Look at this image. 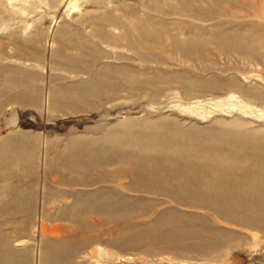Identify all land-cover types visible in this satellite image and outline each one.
Returning <instances> with one entry per match:
<instances>
[{
	"label": "rangeland",
	"instance_id": "obj_1",
	"mask_svg": "<svg viewBox=\"0 0 264 264\" xmlns=\"http://www.w3.org/2000/svg\"><path fill=\"white\" fill-rule=\"evenodd\" d=\"M52 62H90L79 79L100 75L108 108L48 123L12 105L45 96ZM17 127L100 139L99 177L6 155ZM44 166L53 178L31 177ZM45 182L53 206L71 196L62 226L8 209ZM2 223L0 264H264V0H0ZM85 223L109 233L88 246Z\"/></svg>",
	"mask_w": 264,
	"mask_h": 264
},
{
	"label": "crops",
	"instance_id": "obj_2",
	"mask_svg": "<svg viewBox=\"0 0 264 264\" xmlns=\"http://www.w3.org/2000/svg\"><path fill=\"white\" fill-rule=\"evenodd\" d=\"M90 62H52V71L53 74L51 77L50 86L48 85V90L44 97L41 94L36 99L30 98L27 95H20L17 96L13 101L12 105L20 106V107H29L33 106L36 108H41L43 105V110L41 113H38V116L44 118L48 123H55L59 120L70 119V118H77V117H84L89 116L94 113H97L102 110V108H108L110 96L108 92L104 91H96L95 85L97 84L100 88L99 84H101V77L98 76H91L89 80H82L79 79V74L77 72V67L87 65ZM92 65V64H90ZM89 65V66H90ZM58 66L66 67L67 69L60 71L57 69ZM93 66V65H92ZM59 71V72H57ZM59 73V74H57ZM50 80V79H49ZM107 80V81H106ZM105 82H108V79H105ZM19 115L15 116V121L19 123L20 121ZM14 121V122H15ZM98 129V128H97ZM96 128L92 127L90 130L95 131ZM71 130H78L77 128H72ZM10 135L4 138V147L6 155L8 153H13L15 150L14 148H23L21 150H30L31 153L34 154V161L36 163L45 165V161H50V159H56L60 156L62 160L66 163L73 162L74 164L79 163H87L88 166L82 165V172L85 174H72L66 175L67 178H98L99 175H95L93 170L95 167L93 166V155L94 150L93 147L99 144L100 139H96L92 137L93 135L86 134L85 136L78 138V137H71L67 139L66 144H59L55 139L46 140L43 138L41 132L33 131V130H24L19 129V127L14 129H9ZM72 136H75L73 134ZM21 140V141H20ZM63 147L67 149L64 150ZM11 148V150H9ZM29 151V152H30ZM22 155H27L24 153ZM28 152V153H29ZM98 154V153H97ZM31 155V154H30ZM89 163H91L89 165ZM95 164V163H94ZM47 167H49L47 162ZM73 167H75L73 165ZM77 168V167H75ZM32 178L36 180L53 178L54 175L50 174L49 171L42 170L38 168L35 170ZM65 177V176H64ZM115 177V174L113 175ZM51 192V187L48 186L45 182L42 184L41 189H39L36 193H30L28 199H20L16 200V205H11L8 209L13 211V216L17 218L22 217L21 206L20 204H26L28 202V210L31 211L30 217L38 218L40 221V225L43 226H59L63 225V223H52L49 220L53 219V210H63L69 211L73 209L71 204V196L69 195V191L66 192L64 198H60V207L55 205L53 206V201ZM57 201V202H59ZM92 199L88 203H90ZM99 203L101 199L99 198ZM105 201H108V206H111V198H105ZM24 202V203H23ZM75 202H73L74 204ZM57 204V203H56ZM64 204V205H63ZM109 209V208H108ZM63 213L61 220L63 221ZM56 219V218H55ZM57 221V219H56ZM0 225H10L6 223H2ZM87 230L84 231V234L93 235L95 238H89L86 244L89 246L91 244H97L101 242L99 236L106 232L109 233V230L106 229L105 231L101 232L102 230L99 228H94L91 223H85ZM96 235V236H94Z\"/></svg>",
	"mask_w": 264,
	"mask_h": 264
},
{
	"label": "bare ground",
	"instance_id": "obj_3",
	"mask_svg": "<svg viewBox=\"0 0 264 264\" xmlns=\"http://www.w3.org/2000/svg\"><path fill=\"white\" fill-rule=\"evenodd\" d=\"M12 3L15 2V0H10ZM74 7H76V5H74ZM140 22V21H139ZM226 48V47H225ZM21 141V140H20ZM251 163V162H250ZM260 166V165H259ZM245 168V167H244ZM259 168V167H258ZM246 169V168H245ZM228 171V170H227ZM240 172V171H239ZM236 175V173H235ZM233 195V194H232Z\"/></svg>",
	"mask_w": 264,
	"mask_h": 264
}]
</instances>
